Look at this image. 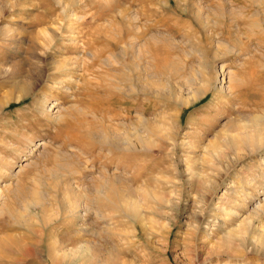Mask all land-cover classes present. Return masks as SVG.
Segmentation results:
<instances>
[{
  "label": "rangeland",
  "instance_id": "1",
  "mask_svg": "<svg viewBox=\"0 0 264 264\" xmlns=\"http://www.w3.org/2000/svg\"><path fill=\"white\" fill-rule=\"evenodd\" d=\"M0 264H264V0H0Z\"/></svg>",
  "mask_w": 264,
  "mask_h": 264
},
{
  "label": "bare ground",
  "instance_id": "2",
  "mask_svg": "<svg viewBox=\"0 0 264 264\" xmlns=\"http://www.w3.org/2000/svg\"><path fill=\"white\" fill-rule=\"evenodd\" d=\"M69 15V19L70 18H72L73 17V19H74V21H80V16L79 15H77V14H68ZM75 17V18H74ZM43 32L45 33V35H46V33L47 34H49L48 32L49 31H47L46 29H44L43 30ZM43 33V34H44ZM56 34V33H55ZM129 46V45H128ZM48 49H51L50 47L48 48V46H46V48L44 49V53H47V50ZM55 51H56V49H54ZM54 50H53V52H54ZM53 55H55V54H53ZM91 56V58H93L95 55L94 54H89V57ZM43 61V60H42ZM80 61V59L79 58H77L76 57V59H68V60H65V61H63V62H60L59 64H58V66L57 67H61V73L62 74H64V75H68V76H71V74L73 73L71 70H75V69H77L78 67H80V65H81V63L79 62ZM52 64H53V67H52V70L50 71V73L48 74V76L46 77V79H47V81H48V83H50V85H55L56 86V79L58 78L57 76H56V59H54L53 61H52ZM71 64V65H70ZM51 69V68H50ZM47 74V73H46ZM35 81V80H34ZM77 81V80H76ZM28 95H19L18 97H17V101H19V100H22V99H24L25 97H27ZM47 98V97H46ZM8 101H10V100H8ZM45 101V100H44ZM44 101H43V105H44ZM53 104V103H52ZM4 105H6V104H4ZM8 105V104H7ZM54 118V117H53ZM55 121H56V119H55ZM52 124V123H51ZM136 128V127H135ZM133 132H135L134 134L132 133L130 136H128V140H126L127 141V143H128V146H135L134 144H136L137 143V138H138V135H137V133H136V131H133ZM128 134V133H127ZM125 136V135H124ZM126 137V136H125ZM139 139V138H138ZM123 141V140H122ZM126 141H124V142H126ZM123 145H125V144H123ZM92 199V198H91ZM199 219L198 218H196V220H195V222H199L198 221Z\"/></svg>",
  "mask_w": 264,
  "mask_h": 264
}]
</instances>
